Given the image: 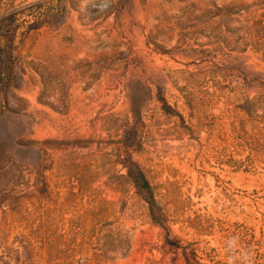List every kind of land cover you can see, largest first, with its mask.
<instances>
[{
  "label": "rangeland",
  "instance_id": "obj_1",
  "mask_svg": "<svg viewBox=\"0 0 264 264\" xmlns=\"http://www.w3.org/2000/svg\"><path fill=\"white\" fill-rule=\"evenodd\" d=\"M102 3L0 0L18 25L0 264H225L233 234L264 264V0ZM36 7L48 20L26 32Z\"/></svg>",
  "mask_w": 264,
  "mask_h": 264
},
{
  "label": "trees",
  "instance_id": "obj_2",
  "mask_svg": "<svg viewBox=\"0 0 264 264\" xmlns=\"http://www.w3.org/2000/svg\"><path fill=\"white\" fill-rule=\"evenodd\" d=\"M23 16H31V21L25 19V31L38 28L44 22L48 20V13L45 12L43 7H39L35 10L27 9L22 12ZM17 16L16 11H10L0 16V98L4 96L7 88L15 83V67L17 58L14 53L13 41L15 38V32L18 25L15 23ZM162 106L166 110H171L170 105L163 97H159ZM135 145L132 130L126 131V147L127 149L133 148ZM126 170L130 180L133 182L136 192L142 199L148 204L149 215L152 222L159 225L163 229H168L165 222L166 215L162 211L160 205H158L153 188L148 181L145 173L139 167V165L131 158V154L127 153Z\"/></svg>",
  "mask_w": 264,
  "mask_h": 264
},
{
  "label": "clouds",
  "instance_id": "obj_3",
  "mask_svg": "<svg viewBox=\"0 0 264 264\" xmlns=\"http://www.w3.org/2000/svg\"><path fill=\"white\" fill-rule=\"evenodd\" d=\"M107 0H103L101 9L107 8ZM225 264H255V253L251 247H244L238 235L228 236L223 242Z\"/></svg>",
  "mask_w": 264,
  "mask_h": 264
}]
</instances>
